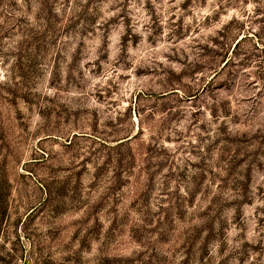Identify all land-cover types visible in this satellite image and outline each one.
I'll return each mask as SVG.
<instances>
[{
  "label": "rangeland",
  "instance_id": "rangeland-1",
  "mask_svg": "<svg viewBox=\"0 0 264 264\" xmlns=\"http://www.w3.org/2000/svg\"><path fill=\"white\" fill-rule=\"evenodd\" d=\"M0 264H264V0H0Z\"/></svg>",
  "mask_w": 264,
  "mask_h": 264
},
{
  "label": "trees",
  "instance_id": "trees-1",
  "mask_svg": "<svg viewBox=\"0 0 264 264\" xmlns=\"http://www.w3.org/2000/svg\"><path fill=\"white\" fill-rule=\"evenodd\" d=\"M239 43H240V40L235 44L234 49H233L231 54H229L228 51L225 52V54H224V65H223L222 69H224L232 61L233 53L236 50V48L238 47ZM213 78H215V77H213Z\"/></svg>",
  "mask_w": 264,
  "mask_h": 264
}]
</instances>
